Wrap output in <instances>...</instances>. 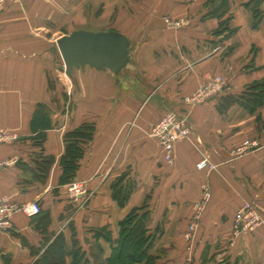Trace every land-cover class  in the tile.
I'll list each match as a JSON object with an SVG mask.
<instances>
[{"label":"crops","instance_id":"obj_1","mask_svg":"<svg viewBox=\"0 0 264 264\" xmlns=\"http://www.w3.org/2000/svg\"><path fill=\"white\" fill-rule=\"evenodd\" d=\"M250 1H7L0 10V131L18 139L0 144V199L18 207L38 202L42 213L13 214L0 233L3 264H44L59 236L63 261L49 264H107L120 222L143 206L155 264H264V100L254 110L243 104L264 81V18L253 26ZM165 18L190 23L170 29ZM78 30L126 36L127 68L64 75L57 40ZM219 76L225 86L217 97L185 104ZM58 78L64 92L58 82L50 87ZM40 109L50 124L43 146L35 144L32 128ZM169 112L187 117L191 128L171 165L149 136ZM84 124L95 131L73 180L85 184L87 196L75 204L69 183L59 184L60 160L65 135ZM247 140L256 146L232 153ZM44 157L54 162L42 182L37 165ZM204 159L210 167L200 170ZM205 186L211 197L201 211ZM245 204L257 207L263 224L234 238L233 220Z\"/></svg>","mask_w":264,"mask_h":264},{"label":"trees","instance_id":"obj_2","mask_svg":"<svg viewBox=\"0 0 264 264\" xmlns=\"http://www.w3.org/2000/svg\"><path fill=\"white\" fill-rule=\"evenodd\" d=\"M257 1L258 0H251L248 4L251 7L254 19L253 26L255 28L263 19V17L260 16V4ZM252 91L258 92V94L254 95V97L250 96L251 98L246 100L243 104L249 109L254 110L263 103L264 81L254 85ZM233 102L234 101H231V103ZM32 128L33 131H35V137L33 138L35 144L43 146L46 140L45 129H49L50 124L43 115L41 109L35 113L32 121ZM94 131L95 128L92 125L84 124L65 135V153L60 160V167L62 170L59 178L60 185H66L76 178L80 167V161L85 155L87 145L93 140ZM53 162V157H44L41 164L37 165V170L40 173L39 179L42 182L46 181ZM115 198L118 199L120 203H124L119 193H115ZM148 215L149 211L143 206L129 213V215L120 222V239L113 247L112 255L107 260V264H155V257L149 254L152 242L151 235H148L146 227ZM61 238L62 237L59 236L52 247H50L47 254L48 257H45V260H43L44 264H49V262L54 261L62 263L64 251ZM77 263L81 264V261Z\"/></svg>","mask_w":264,"mask_h":264},{"label":"built area","instance_id":"obj_3","mask_svg":"<svg viewBox=\"0 0 264 264\" xmlns=\"http://www.w3.org/2000/svg\"><path fill=\"white\" fill-rule=\"evenodd\" d=\"M6 1V0H5ZM168 24L170 19L166 18ZM185 21L180 20L175 24H170V28L181 29L185 27ZM219 84H218V82ZM212 82L199 90L195 99H184L185 104L194 106L197 103L203 104L210 99L217 97L224 90V80H217ZM8 137H5V136ZM191 135V128L187 117L177 112H169L162 117L150 130L149 136L153 138L163 152V158L166 164L171 165L175 158V147L178 143L189 140ZM18 139L15 132L0 131V144L14 142ZM256 143L246 142L245 147L239 150V154L246 153V151L254 148ZM198 169L203 170L210 167L208 160H202L198 165ZM68 195L73 203H80L81 198L87 196L85 184L80 181H72L68 184ZM211 192L208 186L204 187V197L202 202L198 205L199 210H203L205 203L210 199ZM16 211H21L29 218H35L42 212V208L38 202H32L18 207L6 199H0V233L6 231L11 226L12 216ZM198 213L189 225L186 232V239L191 242L198 230V220L200 219ZM263 224V217L261 212L253 204H245L236 213L233 220L232 235L238 238L241 235L254 232L259 226ZM0 264L3 261L0 256Z\"/></svg>","mask_w":264,"mask_h":264},{"label":"water","instance_id":"obj_4","mask_svg":"<svg viewBox=\"0 0 264 264\" xmlns=\"http://www.w3.org/2000/svg\"><path fill=\"white\" fill-rule=\"evenodd\" d=\"M57 46L69 77L74 69L86 67L117 74L131 61V41L115 31H74L59 38Z\"/></svg>","mask_w":264,"mask_h":264},{"label":"rangeland","instance_id":"obj_5","mask_svg":"<svg viewBox=\"0 0 264 264\" xmlns=\"http://www.w3.org/2000/svg\"><path fill=\"white\" fill-rule=\"evenodd\" d=\"M7 1H8V0H6V1H5V0H0V10H2V9L5 7ZM257 2L260 4V9H259V11H260V16L264 18V0H258ZM4 3H5V4H4ZM169 19H170V23H169V24H168L166 18L164 19V24H165V26H166V27H169V28H170V26H171V25H170L171 23H172V24H175V23H177L178 21L183 20V19H172V18H169ZM184 21H185V22H184L185 25H188V24L190 23L189 19H184ZM170 29H173V28H170ZM63 67H64V66H63ZM63 69H64V68H63ZM64 75H65V71H64ZM222 79H223V77H221V76H219V77H215V78H214L213 80H211L210 82H208V83H206V84H204V85L199 86V87L195 90L194 93H192L191 95L185 97V99H190V100L195 99V98L197 97V95H198L199 90H201L202 88H204L205 86H207L208 84H210V83H212V82H216L217 80H222ZM223 80H224V79H223ZM57 82H58V85H59V90H61V92H64V90H65V86H64L63 83L61 82L60 78H58L56 82L54 81L53 83H50V87H51V89H53V87L56 86ZM217 82H218V81H217ZM218 84H219V82H218ZM61 97H64V94H63ZM203 104H204V103H203ZM198 105H200V104L197 103V104L194 105L193 107L198 106ZM191 107H192V106H191ZM7 132H8V131H7ZM9 132H10V131H9ZM5 137H8V136L6 135ZM247 141H249L250 143L252 142V141H250V140H247ZM247 141H243V142H242V145L239 146V147H237V148H235V149L232 151V153H233V154H239V150H242V148L245 147ZM251 149H252V148H251ZM106 262H107V261H106Z\"/></svg>","mask_w":264,"mask_h":264},{"label":"bare ground","instance_id":"obj_6","mask_svg":"<svg viewBox=\"0 0 264 264\" xmlns=\"http://www.w3.org/2000/svg\"><path fill=\"white\" fill-rule=\"evenodd\" d=\"M5 4V3H4Z\"/></svg>","mask_w":264,"mask_h":264}]
</instances>
